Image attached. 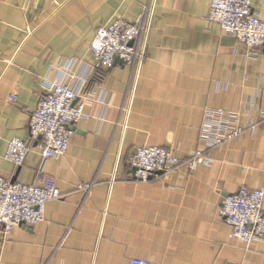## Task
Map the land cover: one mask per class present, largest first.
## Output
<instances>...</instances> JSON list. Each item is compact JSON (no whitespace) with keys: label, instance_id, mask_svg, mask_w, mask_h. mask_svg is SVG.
<instances>
[{"label":"crops","instance_id":"crops-1","mask_svg":"<svg viewBox=\"0 0 264 264\" xmlns=\"http://www.w3.org/2000/svg\"><path fill=\"white\" fill-rule=\"evenodd\" d=\"M212 0H0V175L35 184L42 158L33 145L22 167L5 156L30 141L29 121L53 66L94 69L84 92L105 95L73 129L68 153L45 168L63 198L45 221L0 233V264H264V240L232 237L219 215L241 186L264 190V123L218 148L202 141L208 110L242 116L264 110V46L249 56L218 24ZM264 22V0H252ZM153 6L140 72L117 62L100 77L91 52L96 30L113 18L140 21ZM15 95V102L10 98ZM142 146L179 158L204 150L206 163L135 182L128 161ZM96 181L90 192L81 185Z\"/></svg>","mask_w":264,"mask_h":264},{"label":"built area","instance_id":"built-area-1","mask_svg":"<svg viewBox=\"0 0 264 264\" xmlns=\"http://www.w3.org/2000/svg\"><path fill=\"white\" fill-rule=\"evenodd\" d=\"M153 6L145 8L140 21L130 22L113 18L97 28L91 52L99 63L100 74L113 68L117 60L138 74L147 58L148 37L151 30ZM207 21L218 24L223 32L233 37L254 56L264 46V22L260 19L252 0H212ZM94 77V69L71 60L53 66L43 78L40 100L29 121L30 141L13 139L5 158L22 167L33 145L40 150L42 163L33 185H25L0 175V233L10 234L19 226L33 227L45 221L47 204L61 200L62 192L55 177L45 171L50 160L68 153L73 127L86 117L85 109L103 103L100 92L85 93V85ZM15 102L16 96L10 98ZM242 116L224 110H208L202 129V141L208 148H218L236 140L247 132H256L264 123V110L259 118L241 124ZM206 163L204 150H197L186 158H179L170 148L142 146L128 161L131 178L145 183L172 175L187 166L195 170ZM161 173V174H160ZM96 181L81 185L80 190L90 192ZM220 217L232 229V237L250 245L264 240V190L241 186L237 192L224 198ZM131 264H156L134 260Z\"/></svg>","mask_w":264,"mask_h":264},{"label":"water","instance_id":"water-1","mask_svg":"<svg viewBox=\"0 0 264 264\" xmlns=\"http://www.w3.org/2000/svg\"><path fill=\"white\" fill-rule=\"evenodd\" d=\"M118 61H119V62H121V63H123V62H122V61H120V60H117V61H116V63H117ZM116 63H115V64H116ZM73 130H75V129H73ZM160 174H161V173H160Z\"/></svg>","mask_w":264,"mask_h":264}]
</instances>
